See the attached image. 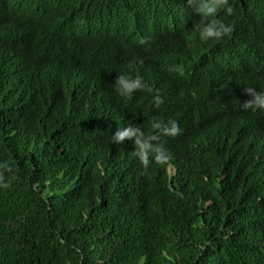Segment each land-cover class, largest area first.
<instances>
[{
  "label": "trees",
  "instance_id": "obj_1",
  "mask_svg": "<svg viewBox=\"0 0 264 264\" xmlns=\"http://www.w3.org/2000/svg\"><path fill=\"white\" fill-rule=\"evenodd\" d=\"M83 1L0 0V264H264V109L244 107L264 63L233 69L237 44L264 56V0H229L235 35L206 41L199 0Z\"/></svg>",
  "mask_w": 264,
  "mask_h": 264
},
{
  "label": "clouds",
  "instance_id": "obj_2",
  "mask_svg": "<svg viewBox=\"0 0 264 264\" xmlns=\"http://www.w3.org/2000/svg\"><path fill=\"white\" fill-rule=\"evenodd\" d=\"M29 0H3V2L8 4H17L19 6H22ZM182 4L183 9L190 8L195 2V0H179ZM66 2L74 7L78 11H83V9H86V4L83 0H70ZM224 9L227 14L232 13V7L229 4V0H199V5L196 8V11L199 12V14L203 17H207L210 20V23L206 26H203L202 29L199 31L200 39L201 40H208V39H216L219 40L223 36L232 34L235 35L234 29H232V26L229 24L221 23L220 21L215 20L216 14L221 10ZM38 13H44L43 10H37ZM159 15H153L145 17V15H133L134 21H135V28L130 27L126 24L118 23L116 20L112 24V36L113 38L124 45H127V41L131 38H134L133 36H137L139 38H145L147 39L139 29H149L152 26L154 18ZM124 17L128 21V15H124ZM157 33L153 34V39L158 38ZM231 39V37H229ZM237 49H240V51L237 53L240 60L235 61L233 64V69L242 72V74H248L253 73L254 75L250 76L251 79L259 81L260 77V63H264V56L261 57L257 51L254 44H251L246 41V44L240 43L236 45ZM264 53V48L262 49ZM237 63V64H236ZM257 67V68H255ZM178 72H183V67L181 66L179 69H177ZM255 71V72H254ZM211 75V74H210ZM212 77H215L211 75ZM65 82L71 81V78L65 77ZM259 77V78H258ZM140 78L137 77L135 80H126L124 76H121L117 82H116V88L118 89V93L122 96H131L133 89L140 88ZM149 92L152 91V89H148ZM254 99L252 101L247 102L244 107H253V110L256 108L264 109V91L261 92V94L257 95L253 93ZM155 102L157 105L163 103V100L160 96L154 97ZM210 114V111H205L202 116H207ZM168 123L170 127H166L163 131L167 135L176 136L180 133L181 129L179 128L177 122L175 120H168ZM155 127H159V125H155ZM118 132L116 133L115 140L117 143H119L120 140H123L126 136L133 135V132L131 130H125V131H119L121 127L115 128ZM157 160L163 159V154L156 156ZM140 161L143 165L148 164V155L147 154H141L140 155ZM170 168V167H169Z\"/></svg>",
  "mask_w": 264,
  "mask_h": 264
}]
</instances>
